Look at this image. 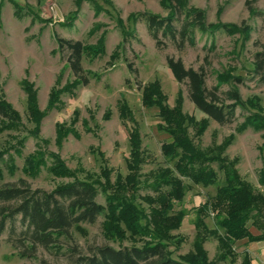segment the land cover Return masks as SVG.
Returning a JSON list of instances; mask_svg holds the SVG:
<instances>
[{
  "label": "rangeland",
  "instance_id": "374dc122",
  "mask_svg": "<svg viewBox=\"0 0 264 264\" xmlns=\"http://www.w3.org/2000/svg\"><path fill=\"white\" fill-rule=\"evenodd\" d=\"M182 1L185 9L202 11L207 25L234 26L236 34L208 35L196 31L194 46L186 44L181 50L168 38L159 36L162 44L158 49L145 24L142 21L135 24L131 18L144 12L166 17L170 11L169 0H0V100L18 114L20 123L19 130L0 133V151L7 150L0 162L5 182L25 179L33 189L45 191L73 179L104 185L108 177L113 183L117 176L123 178L129 173L126 167L129 133L136 128L145 157L139 179L151 183L153 172L170 167L161 154V146L168 138L157 130L160 123L157 110L142 106L141 88L157 81L169 107L180 97L183 113L198 121H207L200 139H195L191 133L198 148L207 151L212 145L221 148L224 145L217 150L219 156L231 163L244 182L264 196V186L259 181L264 172V130L244 129L242 125L245 115L258 109L264 111V86L253 74V55L264 44V0ZM122 28L133 32L125 42ZM56 36L79 41L86 47L102 44L98 56L83 57L87 85L64 90L74 79L58 52ZM166 57L181 59L186 68H202L209 90L219 81L223 82L222 90L236 89L245 108L237 109L235 122L220 126L196 110L188 98L186 83L178 84L174 80ZM128 64L132 70L128 69ZM24 81L35 93V107L40 113L38 123L28 111ZM55 91L59 93L58 102L50 106L51 94ZM121 102L131 110L133 120L124 122L119 118ZM6 123L0 120V127ZM58 125L62 128L60 138L57 137ZM39 150L45 153V159H49V154L57 156L71 178H56L48 168H42L34 178L25 175V160ZM10 164L15 167L14 175L6 169ZM211 168L220 183L222 172L216 163L211 164ZM147 182L140 183L142 188L136 193V204L150 216L149 207L139 200L152 193L144 188ZM185 183L189 186L188 192L176 203L175 209L186 214L166 242L174 260L194 253L195 209L215 193V186L202 188L187 180ZM97 202L104 205V197L99 195ZM262 211L264 217V209ZM214 219L211 212L205 218L208 231L215 228ZM102 221L103 218H99L93 225L81 224L71 230V244L84 253L89 245L142 247L149 241V238L130 237L128 233L123 239L107 241ZM249 230L259 234L250 225ZM200 232L204 235L201 246L205 254L200 260L205 259L206 264H245L246 255L250 264H264V242H236L233 262L223 261L220 258L223 250L217 239L204 230ZM37 259H21L7 243L6 235L0 237V264H40L39 260L45 264L68 262L65 256H53L41 249Z\"/></svg>",
  "mask_w": 264,
  "mask_h": 264
},
{
  "label": "trees",
  "instance_id": "16d2710c",
  "mask_svg": "<svg viewBox=\"0 0 264 264\" xmlns=\"http://www.w3.org/2000/svg\"><path fill=\"white\" fill-rule=\"evenodd\" d=\"M169 1L170 11L166 17L144 12L131 18L135 24L138 21L145 24L158 49H161L162 44L159 36L168 38L181 50L186 44L194 46L196 31L208 35L217 32L236 34L234 26L207 25L204 13L185 9L182 0ZM122 32L123 42L133 36V32L124 28ZM243 36H247V33H243ZM55 40L58 52L65 59L74 79L64 90L87 85V74L82 66L83 57L98 56L102 52V44L86 47L79 41L57 36ZM165 60L174 80L178 84L186 83L190 102L206 119L220 126L235 122L237 109L243 111L245 108L236 89L222 90L223 82L219 81L209 90L205 85L202 68H186L181 59L172 57H166ZM127 67L132 70L130 64ZM253 74L264 86V44L253 55ZM27 85L25 81L22 83L27 93L28 111L37 122L40 113L35 107V93ZM141 93L143 108L157 110L160 121L157 130L168 138L161 146V154L170 167L153 172L151 183L139 179L145 157L136 128L129 133L130 152L126 159L129 173L123 178L117 176L113 183L108 177L104 185L91 180L73 179L65 185L45 191L33 189L25 179L5 182L0 166V237L6 235L7 243L21 259L38 260L37 253L41 249L53 256H65L67 264H206L205 259L200 260L205 255L201 246L204 235L201 236L200 230L217 239L219 248L223 250L220 257L223 261L229 259L233 262L236 242H264V196L244 182L231 163L219 156L218 152L224 145L222 148L212 145L206 151L199 149L194 142L193 137L200 139L204 134L207 121H198L183 113L180 97H177L173 107H169L157 81L144 85ZM58 95L56 91L51 94L53 101L50 106L58 102ZM118 109L122 121L133 120L131 110L124 102L119 103ZM0 120L8 122L0 127V133L4 130H19L18 114L3 100H0ZM242 123L244 129L250 127L256 131L264 130V111L258 109L251 115H245ZM57 128V137L60 138L62 128L60 125ZM19 142L21 145L22 141ZM6 151H0V162ZM213 163L222 172L220 183L211 168ZM12 166L10 164L6 167L10 175L15 172ZM42 168H48L56 178L69 179L72 176L57 156L49 154V159H45V153L41 150L25 160L23 173L34 178ZM263 173L259 181L264 186ZM185 180L202 188L215 186V193L195 209L194 253L187 255V258L174 260L166 242L170 241V232L180 227L186 214L183 210L175 209L176 203L188 192L189 186ZM142 182H147L144 188L152 192L139 197L149 207L150 216L136 204V193L142 188L139 186ZM99 195L104 197V205L97 202ZM210 212L214 213L215 228L208 231L204 220ZM99 218H103L101 226L107 241L123 239L127 233L130 237L149 238V241L142 247L89 245L83 253L75 244H71V230L78 229L81 224L93 225ZM249 225L259 234H253ZM244 259L245 264H250L247 255ZM39 263L45 264L42 260Z\"/></svg>",
  "mask_w": 264,
  "mask_h": 264
}]
</instances>
